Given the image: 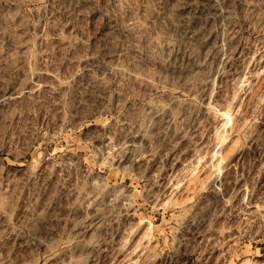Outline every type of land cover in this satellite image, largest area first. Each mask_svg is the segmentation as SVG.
<instances>
[{
  "label": "rangeland",
  "instance_id": "obj_1",
  "mask_svg": "<svg viewBox=\"0 0 264 264\" xmlns=\"http://www.w3.org/2000/svg\"><path fill=\"white\" fill-rule=\"evenodd\" d=\"M0 264H264V0H0Z\"/></svg>",
  "mask_w": 264,
  "mask_h": 264
}]
</instances>
